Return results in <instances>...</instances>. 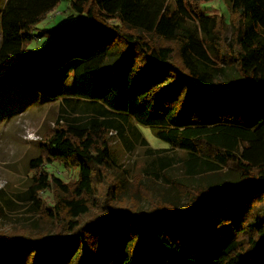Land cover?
Instances as JSON below:
<instances>
[{"label":"trees","instance_id":"16d2710c","mask_svg":"<svg viewBox=\"0 0 264 264\" xmlns=\"http://www.w3.org/2000/svg\"><path fill=\"white\" fill-rule=\"evenodd\" d=\"M59 1L6 0L0 12V63L19 58L8 84L85 101L30 161L27 194L59 229L0 230V264H264V0H227L228 19L201 13L211 0H70L77 21L30 47ZM131 118L184 152L195 182L174 181L183 202L158 203L148 189L149 203L128 199L109 173V131L122 135ZM47 161L78 165L76 181L38 171ZM153 161L166 169L174 157ZM97 205L105 211L92 215Z\"/></svg>","mask_w":264,"mask_h":264},{"label":"rangeland","instance_id":"374dc122","mask_svg":"<svg viewBox=\"0 0 264 264\" xmlns=\"http://www.w3.org/2000/svg\"><path fill=\"white\" fill-rule=\"evenodd\" d=\"M5 2L6 0H0V12ZM70 2V0H60L56 7L44 15L36 25V38L30 47L39 50L48 41L49 30L57 25H70L77 21L79 14L73 11ZM200 11L202 14L223 15L226 19L230 14L227 0L205 1L201 3ZM227 26V34H231L229 23ZM1 41L0 27V44ZM18 62V56H12L6 62L0 63V230L16 232L15 230L25 228L32 234L42 233L38 237H43L41 236L44 235L43 233H52L51 231L59 228L55 221L39 213L38 207H34V201L27 194L36 171L30 166V161L38 155L46 157L45 138L57 126L63 124L66 128L70 121L64 116L73 118L84 115L80 109L85 101L78 100L75 103V99L70 94H67V97L69 96L68 98L72 100L70 104L63 101V97L45 99L31 90L29 92L25 87L19 86L20 84H8L7 81H10L11 73L16 70ZM71 86V81L67 82L66 92H70ZM73 104L78 106L75 112L71 109ZM65 109L67 111L63 112ZM123 126L122 135L115 130L109 131L110 150L114 159L113 168L109 169V173L112 172L116 178L123 181V195L128 199L130 195H135L137 198L146 197L149 203L150 194L145 191L148 189L158 203L183 202L178 201L181 193L174 187V181L186 184L195 182L188 180L191 178L185 174L184 152L177 147H168L167 142L157 137L149 127L139 126L133 118L123 122ZM136 129L141 131L140 136L136 135ZM142 138L147 141L144 143ZM166 147L168 149L160 153L148 152L150 148ZM157 154L174 157L173 164L166 169L158 168L157 163L151 165L157 158ZM45 163L48 164L40 166L38 171L47 169L64 182L76 181L78 165L76 167L72 163L65 164L58 161ZM39 193L45 204H52L54 197L52 190H42ZM99 211L104 212L105 208L97 205L92 215H96ZM220 230L217 232L226 242L222 235L227 237L228 233L225 229L221 235ZM179 259H181L180 256L169 261L168 264H196L183 261L177 263ZM116 263L114 261V264ZM101 264H113V262L111 258H108ZM151 264H159V262L154 260Z\"/></svg>","mask_w":264,"mask_h":264}]
</instances>
